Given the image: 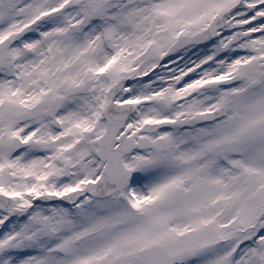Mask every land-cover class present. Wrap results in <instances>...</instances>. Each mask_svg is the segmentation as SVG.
Instances as JSON below:
<instances>
[{
	"label": "snow or ice",
	"instance_id": "1",
	"mask_svg": "<svg viewBox=\"0 0 264 264\" xmlns=\"http://www.w3.org/2000/svg\"><path fill=\"white\" fill-rule=\"evenodd\" d=\"M0 264H264V0H0Z\"/></svg>",
	"mask_w": 264,
	"mask_h": 264
}]
</instances>
